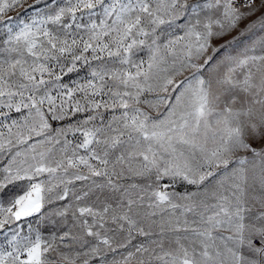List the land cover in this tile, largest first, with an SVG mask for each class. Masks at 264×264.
Segmentation results:
<instances>
[{"label":"snow or ice","instance_id":"snow-or-ice-1","mask_svg":"<svg viewBox=\"0 0 264 264\" xmlns=\"http://www.w3.org/2000/svg\"><path fill=\"white\" fill-rule=\"evenodd\" d=\"M0 239V264H264V0H0Z\"/></svg>","mask_w":264,"mask_h":264},{"label":"rangeland","instance_id":"rangeland-1","mask_svg":"<svg viewBox=\"0 0 264 264\" xmlns=\"http://www.w3.org/2000/svg\"><path fill=\"white\" fill-rule=\"evenodd\" d=\"M29 2H31V0H29ZM19 11H22V9H21V10H18L17 12H13V13H11V15H17ZM233 35H237V34H236V33H233L232 35L226 36V37H224V38L221 39V40H217V41H215L214 43H215V45H217V46H219L220 44H224V43H226L227 41L232 40V36H233ZM258 36H259V33L257 34V37H252V38H253V39H256V38H258ZM241 39H243L245 42H247V41L249 40V37H248V36H245V37H242ZM85 75H86V69H82V70L80 71L79 74H77V73H72V74H70L71 78H73V79H74V78H78V77H83V76H85ZM68 79H69V77H65V80H68ZM177 190H178V191H184V188L181 187V188H179V189H177ZM189 191H194V189L189 188ZM33 226L36 227L35 223H34ZM40 231H41V233H42L45 237H47V236L53 231V225H51V224H47V225L41 224V225H40ZM145 239H146V238H144V237H137V240L133 241V243H138L139 241H141V240H145ZM3 242H4V241H3L2 239H0V243H3ZM65 251H66V249H65ZM132 264H136V262L133 261Z\"/></svg>","mask_w":264,"mask_h":264}]
</instances>
